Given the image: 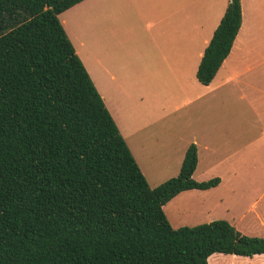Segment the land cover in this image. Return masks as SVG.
Returning <instances> with one entry per match:
<instances>
[{
    "label": "trees",
    "instance_id": "1",
    "mask_svg": "<svg viewBox=\"0 0 264 264\" xmlns=\"http://www.w3.org/2000/svg\"><path fill=\"white\" fill-rule=\"evenodd\" d=\"M81 0H0V264H207L264 254L224 219L172 228L162 211L192 179L196 147L149 187L57 15ZM226 0L195 70L206 85L240 25Z\"/></svg>",
    "mask_w": 264,
    "mask_h": 264
},
{
    "label": "crops",
    "instance_id": "2",
    "mask_svg": "<svg viewBox=\"0 0 264 264\" xmlns=\"http://www.w3.org/2000/svg\"><path fill=\"white\" fill-rule=\"evenodd\" d=\"M84 2L88 15L87 28L90 30L88 36L94 38L95 46H88L86 52L79 55L74 45H71L118 132L129 131L130 125L120 120L110 99V93L114 95L119 90L111 82L113 76L108 75L102 63V51L97 50V36L93 34V31L98 32L102 28L106 29L107 25H113L111 8L114 0H81L74 5ZM182 2L184 8L191 7L193 13L198 14L193 24L194 32L178 33L181 44L170 48L167 54L158 51L157 57L151 61L157 95L165 92L169 97L166 95L162 98L160 95L161 99H155L151 119L132 132H127L129 141L121 137L145 180L142 167H148L147 162L144 164L148 143L174 158L177 171L185 148L193 143L196 147V164L192 179L204 181L217 177L218 183L204 190L209 195L199 193L202 197L197 198L198 206L191 210H198L209 221L225 219L245 235L264 237V0H239V28L227 55L206 85L200 84L194 73L202 51L223 13L226 0ZM174 11L172 9L170 13ZM112 31H116V28ZM71 34L81 46L80 40ZM121 41L127 43L123 34L118 45ZM185 66L189 67L187 71L193 74L194 79L190 76L187 82L184 78L180 82L178 73H182ZM164 72L166 74H159ZM104 97L107 98L106 102ZM183 113H190L199 121L197 130L191 135H185L182 129L169 131L167 126L170 118L177 122ZM164 125L167 131L162 128ZM148 126L152 128L151 140L143 131ZM149 159V173L156 177L164 166L165 158L156 154L155 159ZM183 191L170 199H177ZM187 199L190 198L185 196L183 201ZM171 221L177 224L176 219L171 218Z\"/></svg>",
    "mask_w": 264,
    "mask_h": 264
},
{
    "label": "rangeland",
    "instance_id": "3",
    "mask_svg": "<svg viewBox=\"0 0 264 264\" xmlns=\"http://www.w3.org/2000/svg\"><path fill=\"white\" fill-rule=\"evenodd\" d=\"M182 4V0H114L113 8H111L113 25H107L106 29L102 28L98 32L93 31V34L97 36V50L100 51L101 49L102 51V63L108 70V75L113 76L111 82L119 90L114 94L115 96L110 93L113 107H115L120 120L126 125H130L129 131H119L120 135L125 137L127 141L130 140L127 132H132L140 124L151 119L155 99H161L160 95L162 98L167 95L165 92L157 95L158 92L154 88L156 78L151 68V61L157 57L158 51L167 54L170 48L181 44L182 40L181 37L177 36L178 33L194 32L193 24L198 14L193 13L191 7L184 8ZM172 9L175 10L173 14L170 13ZM103 14L102 12L101 17ZM57 18L69 41L71 38L70 43L74 45L77 54L85 53L88 46H95L94 38L88 36L90 30L88 31L87 28L86 2L62 11ZM113 28H116V31H112ZM71 33L80 40L81 46L78 45L74 37H71ZM122 34L126 36L127 43L124 44L121 41L118 45L119 40L122 39ZM188 69L189 67L185 66L182 73H178L180 82H182L181 78H184L186 82L188 77L193 78V74L188 72ZM167 97L169 96L167 95ZM104 101H107L106 97H104ZM178 120L179 123L175 122L174 119H169L167 122L169 131L175 132L182 129V133L191 135L197 130L199 121L190 113H183V116ZM116 122L118 123V121ZM167 126L162 127L164 131L168 130ZM151 129V126H148L143 130L146 131L149 140H151ZM147 145V158L144 160V164L147 162L148 167L143 165L142 168L148 186L154 187L175 176L177 167L175 166V159L169 157L166 152L156 150L149 143ZM156 154L160 158H165V163L159 175L155 177L149 173L151 165L149 157L155 159ZM199 193L209 195V192L204 190H187L180 193L177 199H170L162 206V211L171 227L193 226L209 221L198 210H191L198 206L197 198L202 197ZM185 196L190 199L183 201ZM192 198L194 200L191 202ZM176 206L181 207L177 208ZM171 218L177 220L176 225L172 223ZM241 234L245 235L244 233ZM263 257V254L245 257L212 253L207 257L206 262L207 264H264Z\"/></svg>",
    "mask_w": 264,
    "mask_h": 264
}]
</instances>
